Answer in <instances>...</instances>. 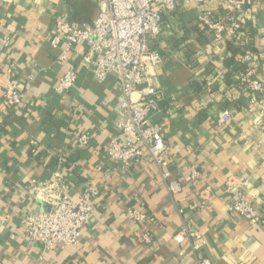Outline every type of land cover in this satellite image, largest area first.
<instances>
[{
	"label": "crops",
	"instance_id": "obj_1",
	"mask_svg": "<svg viewBox=\"0 0 264 264\" xmlns=\"http://www.w3.org/2000/svg\"><path fill=\"white\" fill-rule=\"evenodd\" d=\"M101 1L0 0V264H264V225L229 214L238 188L264 213V91L247 89L240 77L246 69L237 64L252 49L250 68L264 85V0L239 15L238 43L216 46L197 24L205 10L222 17L225 4L184 0L164 18L171 29L151 42L163 60L145 84L166 98L151 119L170 147L168 181L147 156L130 166L109 159L108 145L128 118L117 80L95 78L85 43L63 64L51 45L56 18L89 23ZM10 65L24 95L13 110L4 101ZM69 69L78 74L76 87L58 94ZM226 112L230 120L220 123ZM84 133L86 147L78 143ZM62 181L74 200L89 186L99 195L78 244L46 249L24 235L22 220L47 212L39 194L56 192ZM131 208L151 221L136 223ZM186 227L204 237L197 252L174 240Z\"/></svg>",
	"mask_w": 264,
	"mask_h": 264
},
{
	"label": "built area",
	"instance_id": "obj_2",
	"mask_svg": "<svg viewBox=\"0 0 264 264\" xmlns=\"http://www.w3.org/2000/svg\"><path fill=\"white\" fill-rule=\"evenodd\" d=\"M179 0H102L100 13L93 21L73 26L69 21L55 20L51 45L61 49L58 63L67 61L69 53L76 45L85 43L89 48L90 61L94 76L103 82L113 76L123 94L121 111L127 120L119 125L120 136L110 141L107 154L114 163L124 166L135 165L146 158L163 169V177L169 180L170 147L167 144L159 123L152 121V114L162 108L164 92L145 84L151 71L160 65L162 56L151 47L164 30L171 29L164 24V18L176 9ZM208 7L213 3H223L228 12L218 17L211 10L203 11L197 18V24L207 38L216 46L226 41L238 43L243 36V24L240 14L253 7L255 0H184ZM5 44L10 38H1ZM92 57V59H91ZM254 58L253 50L246 49L237 59V64L245 71L240 74L241 83L254 93H262L264 85L254 77L250 68ZM9 77L4 91L6 106L13 110L23 102V92L14 65L6 69ZM78 74L69 69L55 86L58 94L72 91L77 84ZM230 115L224 113L220 123L228 122ZM82 147L89 144V134L78 138ZM198 175V173H194ZM36 182H33V186ZM36 187V186H35ZM229 188H238L234 180L228 181ZM175 191L177 185L170 184ZM47 190V189H46ZM40 193V200L50 207L48 212L39 215L27 214L23 217L24 235L43 245L46 249H65L78 244L84 229L90 221L91 207L99 189L89 186L78 199L74 200L62 181L55 191ZM236 199L229 208L230 215H237L256 225H264V213L252 199L239 188L235 190ZM129 217L139 224L151 221L149 213L138 208L128 211ZM177 244L189 243L193 251H199L204 245V237L199 231L186 227L174 236ZM198 264H213L210 259L201 258Z\"/></svg>",
	"mask_w": 264,
	"mask_h": 264
},
{
	"label": "water",
	"instance_id": "obj_3",
	"mask_svg": "<svg viewBox=\"0 0 264 264\" xmlns=\"http://www.w3.org/2000/svg\"><path fill=\"white\" fill-rule=\"evenodd\" d=\"M50 210V207L48 206V210H47V212Z\"/></svg>",
	"mask_w": 264,
	"mask_h": 264
}]
</instances>
